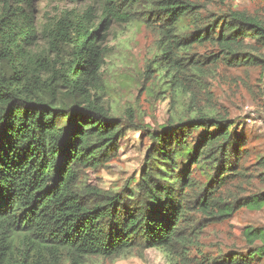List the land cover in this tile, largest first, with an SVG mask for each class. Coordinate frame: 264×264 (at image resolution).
Listing matches in <instances>:
<instances>
[{
    "label": "trees",
    "instance_id": "1",
    "mask_svg": "<svg viewBox=\"0 0 264 264\" xmlns=\"http://www.w3.org/2000/svg\"><path fill=\"white\" fill-rule=\"evenodd\" d=\"M38 3L0 0V264H84L173 250L194 233L192 212L221 220L264 202L258 194L232 201L218 195L240 174L233 163L243 142L233 122L201 111L149 133L132 186L106 190L90 176L126 135L98 93L114 24L142 22L155 30L148 72L178 90L207 62L254 63L248 50L264 46L263 17L229 10L204 19L189 0H103L100 9L43 14ZM195 48L212 52L193 55ZM195 169L208 182L199 186ZM244 233L261 242L252 257L264 255V228Z\"/></svg>",
    "mask_w": 264,
    "mask_h": 264
},
{
    "label": "rangeland",
    "instance_id": "2",
    "mask_svg": "<svg viewBox=\"0 0 264 264\" xmlns=\"http://www.w3.org/2000/svg\"><path fill=\"white\" fill-rule=\"evenodd\" d=\"M189 1L201 6L204 19L229 10L264 18V0ZM102 3L103 0H40L38 10L42 14L52 9L82 11L89 6L100 9ZM186 23L190 30L194 28L191 21ZM157 39L155 30L142 22L116 23L109 31L110 51L102 71L104 87L98 93L105 108L121 120L126 135L119 152L107 165L90 173L91 182L115 191L132 186L152 143L149 133L201 111L233 122L243 142L244 151L233 163L240 174L229 177L218 195L228 201L252 194L264 197V46L248 50L254 63L207 62L197 71L199 76L189 77L194 81L184 80L183 87L176 90L160 84L148 72L157 52ZM246 42L255 44L254 40ZM209 52L211 48H195L193 55ZM197 136L195 130L189 138L191 144ZM192 176L199 186L208 182L199 169ZM191 214L194 233L189 235L188 243L177 249L152 248L112 258L93 257L84 264H229L227 261L236 257L239 261L234 264H264V255L252 257L261 242H251L244 233L246 227L264 228V202L259 207H237L233 215L221 220H207L195 211Z\"/></svg>",
    "mask_w": 264,
    "mask_h": 264
}]
</instances>
